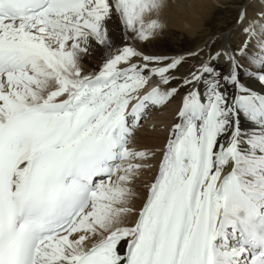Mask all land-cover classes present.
Returning a JSON list of instances; mask_svg holds the SVG:
<instances>
[{
	"label": "snow or ice",
	"instance_id": "snow-or-ice-1",
	"mask_svg": "<svg viewBox=\"0 0 264 264\" xmlns=\"http://www.w3.org/2000/svg\"><path fill=\"white\" fill-rule=\"evenodd\" d=\"M160 6L0 0V264H264V93L240 79L244 70L264 87V11L241 29V47L206 44L200 59L203 48L165 56L131 45L163 28L144 20ZM93 42L106 57L84 74ZM188 57L198 64L179 74ZM151 77L164 89L140 95ZM181 89L179 122L137 212L128 185L141 165L130 160L146 153L128 139L149 104ZM241 113L254 128L242 131ZM128 213L136 218L124 224Z\"/></svg>",
	"mask_w": 264,
	"mask_h": 264
},
{
	"label": "bare ground",
	"instance_id": "bare-ground-1",
	"mask_svg": "<svg viewBox=\"0 0 264 264\" xmlns=\"http://www.w3.org/2000/svg\"><path fill=\"white\" fill-rule=\"evenodd\" d=\"M256 1L257 0H252V3L253 2L255 3ZM219 2H222V0H163L162 5L157 10L148 11L144 15V20L146 23L151 21L152 19H157L158 22H160L163 25V28L156 30L154 37L150 38L147 42H142L135 38H131L129 42H131L133 46H135L138 50L141 51H145V50L152 51L155 54H163L165 56H174L175 54L177 55L180 53L179 51L181 50L180 49L181 46L186 45L187 41L189 42H193L195 40L197 41V39H199L200 37L199 35L205 36L207 32L204 29V27L210 25V21H211L210 16L212 14L211 10L212 8L214 9L215 4ZM258 8H259L258 10L255 9L256 10L255 13L257 11L259 13L262 12V9H264V3L261 4ZM248 11L249 10H247L246 13H248ZM249 12L251 13V11ZM253 13L254 10L252 14ZM255 13L253 15H255ZM257 15H255V17H257ZM255 17L253 16V18L252 17L249 18H252L251 20H253ZM251 20L246 19L244 23L238 25L235 29L232 30V32L230 31L229 35L223 34L220 35L219 37H221L224 40L227 39V41H229L230 39H232L230 38V36L233 37L234 35H239L243 33L241 29L245 27L248 24V22ZM106 27L113 45L115 47L122 46L126 37L125 34L122 32L121 24L116 20V18L113 17L111 20H109L106 24ZM242 36H243V40L242 43H239L240 44L239 47L242 46L246 40V34L243 33ZM222 47L228 48L223 43L218 49H221ZM248 47L249 50H251L253 45L249 44ZM105 57H106L105 47L99 46L95 42H93L91 48V54L84 56L83 59L81 60V67L84 74L98 72L104 62ZM241 61L245 62V64L248 66V61L245 60L243 57H240V62ZM187 64L188 65L186 67H183L181 69L188 71L191 68V63L188 62ZM220 66L222 68L226 67L222 63ZM157 78L158 77H153L151 79L156 81ZM240 79L253 90L264 93V87H262L254 78H250L246 76L244 70H241L240 72ZM141 93L142 91L140 90L139 94ZM229 93L231 95H234V89L230 88ZM179 99H181V97ZM169 103H171V101ZM181 103H182V99L180 100V104ZM167 106L165 108L169 109V106L168 107ZM178 109L174 111V114L172 113L173 108L172 110L170 109L171 114L170 113L169 114L172 115L170 120L172 126L175 123L179 122ZM164 115H162V117L158 116V118L162 120L164 119L166 120L167 117L166 115L165 116ZM239 121L242 131H247L255 127V125L249 120H247L242 113L239 115ZM163 122L167 123L166 121ZM140 129L144 130L145 128H143V125L139 127L138 131H136V133L132 136V139H130V144L135 146H141L144 148L158 147L159 150H157L155 156L160 157L164 152L167 140L171 133L169 132L162 133L160 131L153 130V131H149L153 135H148L147 133L139 134V132L141 131ZM145 131L148 130L145 129ZM161 148H163V150H161ZM143 159L144 158H140L139 160H143ZM157 168H158V163L156 164L154 160L148 164V170L146 171V175L142 176L141 178L145 185L151 183V181L155 177ZM147 190L148 189L136 188L134 190V193L130 195L127 206L131 207L132 209L138 212V210L143 206L146 200ZM135 218L136 216L134 214L128 213L122 216V221L124 224H131V222L134 221Z\"/></svg>",
	"mask_w": 264,
	"mask_h": 264
},
{
	"label": "rangeland",
	"instance_id": "rangeland-1",
	"mask_svg": "<svg viewBox=\"0 0 264 264\" xmlns=\"http://www.w3.org/2000/svg\"><path fill=\"white\" fill-rule=\"evenodd\" d=\"M262 1L264 2V0H262ZM259 4H260V2L258 0L255 3L254 2L252 3V0H222V2L216 3L214 9L212 8V10H211L212 14L210 16V18H211L210 25L204 27V29L207 32L205 34V36L199 35L200 37H199V39H197V41L196 40L193 42L187 41L186 45L181 46V48H180L181 50L179 51L180 53L178 52L179 54H177V55H182V54L186 55L189 52H196L199 49L203 48L204 53L201 54L200 59H204L205 55L209 51V48L205 47V45L206 44L210 45V47L213 51L217 50L220 47V45L222 44V38L219 36L221 34L229 35L230 31L232 32L233 29H235L238 25H240V23H238V19H237L238 15L241 12H244V11L247 12V10H249V11H251V13L248 11L247 19L251 20L253 18V16L255 17V15H257L259 13L258 11L255 13V11L258 10L259 9L258 7L261 5V4L260 5ZM252 9L254 10L255 15H253L254 13L252 14V12H253ZM249 17H252V18H249ZM200 34H203V33H200ZM239 35H234L233 37L230 36V38H232V39H230V40L228 39L229 41L227 43L229 44V46L231 48H239V45H240L239 43H242V40H243V36H242L243 33H241ZM226 41H227V39H226ZM198 46H200V47H198ZM147 52L149 54H155L152 51H147V50L144 51L145 54H148ZM156 55H163V54H156ZM188 62L191 63V68L193 67V64H194V66L198 64L197 59H195L193 57H188L187 62L184 63L180 67L179 74H184L187 72L183 69L181 70V68L186 67L188 65L187 64ZM161 87H162V89H164L163 85ZM182 93H185V89H182L177 94H174L173 97H175V98H173V100H171V103H168L169 109L162 108L161 110H159L158 114L159 115L161 114L160 115L161 117H162V115L165 114L166 117L169 118L171 116L170 111L172 110V108H175L174 106H176L178 103L177 99L179 100V97ZM166 117H164V118H166ZM167 118H166L167 123L159 120L160 121L159 124L155 123L154 126H149V127L144 126V128L147 129L148 131H145V129H144V130H141L139 132V134H146L147 133L148 135H153V134H151V132H149V131H153V130L165 133L167 130V125H168V119ZM138 129H137V131H138ZM154 149L156 150L157 148H155V147L151 148L150 156L147 157V161L152 160L154 158V155H153V152L155 151ZM136 163L138 164L139 162H136ZM144 174L145 173L142 171V168L134 170L132 180L129 182L130 186L133 188L144 189L145 186L142 183H140L142 180L141 177Z\"/></svg>",
	"mask_w": 264,
	"mask_h": 264
},
{
	"label": "clouds",
	"instance_id": "clouds-1",
	"mask_svg": "<svg viewBox=\"0 0 264 264\" xmlns=\"http://www.w3.org/2000/svg\"><path fill=\"white\" fill-rule=\"evenodd\" d=\"M162 3H163V0H160V4L162 5Z\"/></svg>",
	"mask_w": 264,
	"mask_h": 264
}]
</instances>
